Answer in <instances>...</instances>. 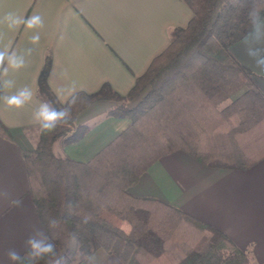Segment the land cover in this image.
<instances>
[{"label":"trees","instance_id":"1","mask_svg":"<svg viewBox=\"0 0 264 264\" xmlns=\"http://www.w3.org/2000/svg\"><path fill=\"white\" fill-rule=\"evenodd\" d=\"M184 1L193 9L191 21L172 32L167 48L128 94L109 84L92 94L76 92L69 123L48 134L39 127L34 147L24 150L35 209L47 244L55 245V254L37 264H78L98 248L112 250L119 239V256L127 264H170L175 258H181L177 264H249L209 224L159 198L131 192L155 160L175 150L209 166L242 167L260 154L259 148L246 152V143L247 133L264 122V95L231 45L252 29L253 9L264 16V0ZM49 70L50 58L39 95L60 111L67 101L51 89ZM98 100L113 101L107 114L128 118V126L87 161L57 154V141L71 143L87 133L89 125L78 116Z\"/></svg>","mask_w":264,"mask_h":264},{"label":"crops","instance_id":"2","mask_svg":"<svg viewBox=\"0 0 264 264\" xmlns=\"http://www.w3.org/2000/svg\"><path fill=\"white\" fill-rule=\"evenodd\" d=\"M10 11L25 18L39 14L43 27L10 29L0 24V51H7L4 67L12 52L25 59V67L9 68L6 76H0V81L12 82L0 90V264H17L9 253L30 251V239L44 244L48 240L30 193L24 158V150L34 147L38 138L39 125L33 120L45 101L38 89L47 59L48 83L63 103L73 83L76 92L92 94L109 84L126 95L167 48L172 32L186 27L194 15L184 0H0V17ZM37 33L40 40L33 44L31 37ZM259 37L260 43L253 37L247 44L242 37L231 45V52L249 69L253 86L264 95V70L255 64L256 59H264V27ZM249 49L257 55L249 56ZM24 87L31 89L32 99L22 107H9L3 97L18 94ZM241 93H234L221 106ZM112 104L98 100L85 108L78 122L89 125L87 133L71 143L57 141L55 152L89 160L130 122L108 115ZM247 137L246 152L256 153L259 148L260 153L248 165L209 166L179 149L155 160L131 192L181 208L227 236L249 264H264V122ZM14 200L21 203L13 206ZM122 246L116 241L110 251L98 248L88 256L92 260L87 257L78 264H127L119 256Z\"/></svg>","mask_w":264,"mask_h":264},{"label":"clouds","instance_id":"3","mask_svg":"<svg viewBox=\"0 0 264 264\" xmlns=\"http://www.w3.org/2000/svg\"><path fill=\"white\" fill-rule=\"evenodd\" d=\"M249 19L252 24V31L248 35L243 37V43L247 44L250 40L255 37L254 42L260 43L259 33L261 28L264 27V18L260 16V10L253 9L249 13ZM0 24H6L10 29H19L21 25L24 26L26 30L35 29L43 27L42 17L39 14H33L28 17H21L16 15L14 12H8L3 17H0ZM40 40V35L34 34L31 37V42L37 44ZM31 50H29L30 53ZM259 51V50H257ZM7 51H0V76H6L8 74L9 68L13 70H18L25 67V59L22 55H17L16 52H12L10 56H7L8 67H4L5 58ZM249 56H256L257 52L249 49ZM255 64L261 70H264V59H256ZM11 81H0V90L5 87L11 86ZM32 91L28 87L21 89L18 94L7 95L3 97V100L9 107H22L26 101L32 99ZM77 93L75 91V84L69 93V98L67 100L68 107L62 108L60 111H56L50 107L48 102H41L38 111L35 113L36 119L33 120L40 127V130L44 134L54 132L58 126L67 125L71 119L70 109L76 104ZM21 203L20 200L12 201L13 206H17ZM28 243L31 246V250L26 253L25 256L21 257L18 253H9L10 258L14 261H18V264H37L39 260H43L48 255L55 254V245L48 243L44 244L41 241L30 239ZM92 260V257H88ZM62 260V258H61ZM57 264H60L58 261Z\"/></svg>","mask_w":264,"mask_h":264},{"label":"rangeland","instance_id":"4","mask_svg":"<svg viewBox=\"0 0 264 264\" xmlns=\"http://www.w3.org/2000/svg\"><path fill=\"white\" fill-rule=\"evenodd\" d=\"M57 153V152H56ZM58 154V153H57ZM61 155V154H60ZM128 227V223L125 224ZM122 242L121 239L118 240V243Z\"/></svg>","mask_w":264,"mask_h":264}]
</instances>
